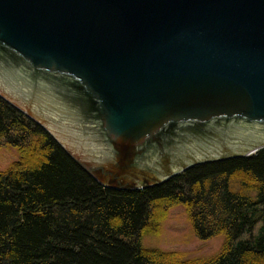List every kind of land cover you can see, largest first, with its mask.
<instances>
[{
    "label": "water",
    "instance_id": "1",
    "mask_svg": "<svg viewBox=\"0 0 264 264\" xmlns=\"http://www.w3.org/2000/svg\"><path fill=\"white\" fill-rule=\"evenodd\" d=\"M0 96L105 187L264 149V0H0Z\"/></svg>",
    "mask_w": 264,
    "mask_h": 264
},
{
    "label": "trees",
    "instance_id": "2",
    "mask_svg": "<svg viewBox=\"0 0 264 264\" xmlns=\"http://www.w3.org/2000/svg\"><path fill=\"white\" fill-rule=\"evenodd\" d=\"M4 146L18 159L0 171V264H264V149L154 187L111 189L0 96ZM178 206L200 240L224 237L217 255L142 246Z\"/></svg>",
    "mask_w": 264,
    "mask_h": 264
},
{
    "label": "rangeland",
    "instance_id": "3",
    "mask_svg": "<svg viewBox=\"0 0 264 264\" xmlns=\"http://www.w3.org/2000/svg\"><path fill=\"white\" fill-rule=\"evenodd\" d=\"M15 149L2 147L0 149V171H5L8 165L17 160ZM223 236H216L208 241L200 240L194 233L182 206L169 211V216L159 235L145 236L141 240L144 248L158 249L169 252H180L188 259L210 258L221 250Z\"/></svg>",
    "mask_w": 264,
    "mask_h": 264
}]
</instances>
